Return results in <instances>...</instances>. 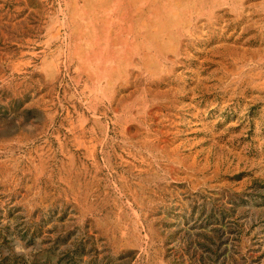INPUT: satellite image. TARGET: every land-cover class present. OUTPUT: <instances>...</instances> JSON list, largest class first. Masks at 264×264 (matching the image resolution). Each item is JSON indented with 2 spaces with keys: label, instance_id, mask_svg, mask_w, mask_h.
Returning <instances> with one entry per match:
<instances>
[{
  "label": "rangeland",
  "instance_id": "rangeland-1",
  "mask_svg": "<svg viewBox=\"0 0 264 264\" xmlns=\"http://www.w3.org/2000/svg\"><path fill=\"white\" fill-rule=\"evenodd\" d=\"M0 264H264V0H0Z\"/></svg>",
  "mask_w": 264,
  "mask_h": 264
}]
</instances>
